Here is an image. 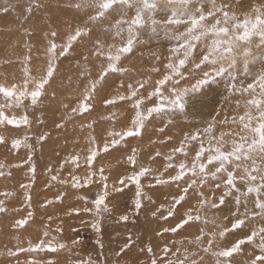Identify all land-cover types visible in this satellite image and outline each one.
<instances>
[{"label":"rangeland","instance_id":"obj_1","mask_svg":"<svg viewBox=\"0 0 264 264\" xmlns=\"http://www.w3.org/2000/svg\"><path fill=\"white\" fill-rule=\"evenodd\" d=\"M84 2L0 0V86H22L25 70L29 79H40L47 70V49L51 43H56V52L59 53L67 43V37L75 34L77 28L88 31V35L73 43L66 55H57L53 61L56 69L54 78L35 106L30 99H25L20 107L4 109L9 117L27 116L29 123L19 128L0 124V136L8 140L7 145L0 144V163L4 165L0 168V173H3L0 175V193L8 194L0 195L6 207V211L0 213V264H29L33 260L37 264H151L153 259L158 264L161 261L166 264V260L175 262L177 255L180 259L187 255V264L193 261L196 264H218V260L224 258H218L214 252L231 246L251 228L260 227L261 217L257 215L248 227L228 232L223 239L214 237L215 244L209 252L203 251L208 247L203 238H213V233L225 226L230 227L237 216L251 213L257 197L250 194L247 207L243 199L238 205L235 196L246 191L247 187L237 179L238 191L225 196L221 203V196L227 190L224 183L226 174H218L215 179L208 176L203 184L197 183L186 194L182 188L197 177L189 174L184 180L159 185L155 183V178L166 180L175 175L180 163L190 167L200 140L204 141L205 148L209 147L208 139L211 137L204 132L209 124L214 125L213 134L216 137L239 130L238 124L232 123V118L244 113L246 100L250 97L229 91L228 85L246 86L264 73V48L256 47L255 43L252 45L247 73L243 72L244 64L237 57L236 81H231L227 74L217 78V83L206 85L200 92L189 93L183 111L169 110L165 106L163 113H153L148 117L140 135L127 137L109 153L101 152L93 163L97 169L104 168L105 175L109 177V199L106 201L109 211L97 214L94 200L101 192L100 184L73 188L72 175L83 182L90 171L86 162L89 149L102 147L106 140L111 141L110 132L122 134L133 127L135 109L132 101L118 99L129 94V84L135 87L145 84L139 89L145 97L144 111L154 105L155 97L152 100L146 97L154 90L156 81L165 74L164 65L169 58L176 57L173 49L178 47V42L159 24L153 26L146 23L136 31L132 51L116 62L118 70L107 75L106 83L97 85L93 97L87 101L92 108L83 114L74 113L72 109L78 108L85 89L107 67L108 54H115L116 47L122 43L119 38L114 39L111 28L119 15L113 13L103 23L91 22L89 17L95 14V9L75 7ZM201 3L205 11L211 7L209 0H201ZM216 3L221 6L223 0H216ZM254 4H264V0H242V7L233 5L232 11L243 19ZM5 8L7 11H3ZM133 15L134 10H130L127 18ZM152 15L157 21H163L170 12L161 5ZM184 27L179 26V30L183 31ZM124 39H127L126 32ZM253 40L258 42V38ZM98 48L103 55H93ZM205 52L204 45L198 44L192 56L198 58ZM185 76L189 83L182 81L181 87H190L198 78L195 72L185 71ZM106 98H115L116 102L105 105ZM0 103H4L2 95ZM57 124L61 127L58 128ZM192 133H198L200 140L187 142L186 155L174 153L173 149L180 147L185 137ZM41 134H46V139L38 143L37 138ZM25 135L29 137L26 145L13 149L11 141L23 140ZM93 140L96 143H92ZM231 140L232 137L224 136V151L231 150ZM133 154L135 166L127 160ZM73 156L78 157V167L69 162ZM168 156L173 159L167 160ZM169 163L173 167H167ZM142 167L150 169L149 174L141 177V190L149 198L143 199L142 207L137 210V186L129 181L122 192H115L112 185L120 177L131 176ZM209 168L214 171L212 165ZM53 176H56L55 180ZM95 179L99 180V176ZM178 194L184 195L182 205L176 206L173 215L165 219ZM260 198L264 199V194ZM201 200H206L203 206ZM49 201L52 203L49 204ZM213 202L216 207L212 206ZM189 214H199L200 220H193L176 232L164 231L165 228L175 227L181 218ZM121 216H127V220H121ZM21 218H26L28 223L23 228L14 227L15 221ZM94 224H98V231ZM198 235L202 237L199 243L195 242ZM41 239H54L65 247L56 252L17 251L27 249ZM260 243L258 236L253 243L243 245L239 253L228 259L232 264H251L255 255L260 254ZM126 244L128 248H125ZM165 248L169 250L166 260ZM10 252L17 254L9 255Z\"/></svg>","mask_w":264,"mask_h":264},{"label":"snow or ice","instance_id":"obj_2","mask_svg":"<svg viewBox=\"0 0 264 264\" xmlns=\"http://www.w3.org/2000/svg\"><path fill=\"white\" fill-rule=\"evenodd\" d=\"M211 7L205 11L204 5L201 0H85L83 4L78 3L76 8L91 7L95 9V14L89 17L91 22L100 21L103 23L106 18L113 13L119 15V19L111 25L113 30L114 39L119 38L121 45L115 49V54L109 53L107 56L108 65L101 71L99 78L91 82L90 86L85 89L83 99L80 101L78 108H73L74 113L79 112L83 114L88 112L92 105L87 103L95 93L97 85H101L102 82L106 83V77L111 72H116V62H118L122 55H127L132 51L133 43L136 38V31L143 28L146 23L150 25H158L162 27L171 38L178 42V47L173 49L176 53L175 58H169V62L164 65L165 74L162 78L158 79L155 83L154 90L148 92L146 99L152 100L155 97V102L152 107L147 108L146 111L142 109L145 97L139 93L140 88H144L145 84L140 83L139 87H135L132 84L128 85L129 94L127 96H120L119 100L132 101V107L135 109V116L132 120L133 127L121 133H109L112 136L111 141H105L102 147L90 148V154L87 156V165L90 171L87 176L81 182L80 178L76 175H72V187H88L92 183H99L101 186V192L94 200V206L97 214H102L109 211L106 201L109 199V177L105 175L104 168L97 169L94 165V161L98 155L103 153H109L111 149H116L117 145L127 137L140 135L141 129L144 126V122L153 113L159 115L165 111V106L169 110L175 108L183 111L188 103L187 97L189 93L200 92L206 85L217 83V78L223 77L227 74L231 81L237 80L235 72L237 65V57H240L244 69L243 72H248V57L252 55L251 47L255 43L256 47L264 48V4L252 5L251 11L244 15L243 19H240L234 11H232L233 5L242 7V0H223L221 6H217L216 0H209ZM163 5L170 15H167L163 21H157L152 13ZM39 6V5H37ZM134 10L135 15L128 17V12ZM7 11V9H3ZM145 14H147L145 16ZM254 14V15H253ZM126 25V27H125ZM184 25V30L180 31L179 26ZM127 33V39H124V33ZM88 35L86 28H77L75 34L67 37V43L63 45L62 51L56 52V43H51L47 49L48 53V66L46 73L38 80L29 79V74L25 70V78L22 86L13 84L11 87L0 86V95L4 98V103H0V124H6L19 128L21 125H27L29 123L27 116L22 117H9L5 114V108L20 107L25 99H30L31 104L35 106L42 95L46 92V86L50 84V81L54 78L55 66L53 61L57 55L63 56L72 48L73 43ZM52 36L55 37L56 33L53 32ZM258 38V42H255L253 38ZM203 44L206 52L201 54L198 58H193V49ZM112 47L111 45L109 46ZM103 55V52L98 48L93 55ZM191 61V62H190ZM231 70V71H230ZM185 71L195 72L198 78L194 83L190 84V87H181V82L189 83L188 78L185 76ZM146 83V82H145ZM229 91L239 93L241 96H248L249 99L245 103V111L242 115L232 118L233 124H238L239 130L234 132L222 133L220 137H216L213 134V124H209L204 129L205 134L210 136L208 139L209 147H204V141L200 140L198 133H192L185 137V140L181 142L180 147L174 148V153H186L187 142L200 140V147L195 151V155L192 159L190 167H187L184 163L178 165V171L175 175L169 176L166 180L160 177L155 178L157 185L163 183H171L184 180L189 174L191 177H197L198 179H191L187 187L182 188L183 193H187L189 188H192L197 183L203 184L208 176L215 179L218 174H226L224 181L227 190L224 191L221 196L220 202H224V197L232 194L236 188V180L242 181L247 190L240 192L235 196L236 203L239 205L241 200L245 201V207H247V200L250 194L255 195L254 204L255 208L251 213H245L244 217L237 216L232 222L231 226H225L217 233H213V238H203L206 240L208 247L203 248L204 252H209L213 249L215 240L214 237L218 236L223 239L228 232H234L237 229L248 227L254 221L255 217L259 215L261 217V226L258 228H251L248 233H245L243 238L237 239L231 246H225V248L215 251L214 254L218 258H224L218 260V264H232V261L228 258L234 256L242 250V246L245 244H251L259 236L260 245L259 253L255 255L251 260V264H264V199L260 198L264 194V73H261L252 82L246 84V86L237 87L235 83L228 85ZM257 89L259 91H257ZM167 93V95L165 94ZM135 98V99H133ZM116 99H105V105L114 104ZM239 106V101H237ZM226 122V121H225ZM58 128L60 124L56 125ZM7 130V129H5ZM160 131H163L161 129ZM232 137L231 150L224 151V136ZM115 136H119V139H115ZM235 137H238L236 139ZM29 137L25 135L23 140L13 139L11 141V147L18 149L21 144L27 143ZM46 139V134H41L37 138V142H42ZM213 140L215 143H213ZM92 143H96L95 140ZM0 144L7 145L8 140L4 136H0ZM133 153L135 150L133 149ZM207 153V155H205ZM159 155V153H157ZM171 161L172 156L166 157ZM78 157H71L70 161L77 167ZM129 164L135 166V155L127 157ZM209 165L214 167V171L209 168ZM4 165L0 163V168ZM63 167V165H61ZM167 167H173L171 163ZM34 171V169H33ZM150 169L142 167L138 172L131 176L120 177L113 185L112 190L115 192H122L124 187L130 181L135 184L136 187V199L135 208L139 210L142 207V200L148 199L145 197L141 190V177L149 174ZM3 173H0L2 175ZM99 176V180L95 177ZM53 180L56 176L52 177ZM117 184L119 187H117ZM24 187L23 185H21ZM0 195H8L7 193H0ZM59 200V197H57ZM184 201V195H177L173 204L170 206L167 219L173 215V209L178 205H182ZM52 203L51 201L48 202ZM206 200H201L200 204L203 206ZM216 207L215 202L212 204ZM258 210V211H257ZM6 211L4 201L0 200V213ZM156 213L154 212L153 215ZM31 216V213H29ZM121 220L126 221L127 216H121ZM193 220L199 221L200 216H192L191 214L181 218V221L176 224L175 227L165 228L164 231L176 232L178 229L183 228L186 224H189ZM28 223L26 218H21L15 221L14 227L23 228ZM93 227L98 231V224H94ZM59 231V229H57ZM47 236V232H45ZM202 241L201 236L195 238V242ZM73 243H76L74 241ZM65 246L53 240H39L37 243L30 245L27 249L20 248L17 251H29L39 252L46 250L48 252H56L58 249H62ZM129 245H125L128 248ZM124 252V249H121ZM151 253L152 249H148ZM169 250L164 249L165 260ZM17 252H10L9 255H16ZM120 253H118L119 255ZM188 257L185 255L184 259H180L177 255L175 262L166 260V264H187ZM29 264H37L36 261H29ZM90 264V262H89ZM151 264H158L156 259H153ZM164 264V261H161ZM192 264H196L195 261Z\"/></svg>","mask_w":264,"mask_h":264}]
</instances>
